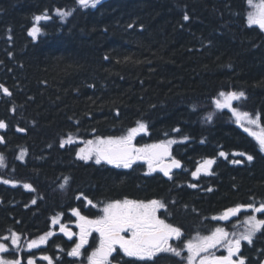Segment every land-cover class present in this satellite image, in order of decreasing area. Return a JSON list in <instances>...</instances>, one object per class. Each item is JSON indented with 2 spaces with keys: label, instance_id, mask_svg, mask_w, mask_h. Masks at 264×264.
I'll list each match as a JSON object with an SVG mask.
<instances>
[{
  "label": "trees",
  "instance_id": "obj_1",
  "mask_svg": "<svg viewBox=\"0 0 264 264\" xmlns=\"http://www.w3.org/2000/svg\"><path fill=\"white\" fill-rule=\"evenodd\" d=\"M57 9L71 15L61 19ZM251 10L247 0H100L88 8L77 0H0V84L11 93L0 89V121L6 124L0 128L6 167L0 240L18 234L24 257L31 240L51 231L34 254L71 264L64 253L74 240L56 233L57 224L73 220V208L93 216L90 205L125 198L161 201L160 218L183 233L169 241L182 255L138 260L117 249L114 264H186L187 240L217 227L229 239L245 231L251 209L227 221L213 218L238 204L264 202V151L231 109H217L214 100L221 91H243L232 106L259 114L264 127V29L248 25ZM38 15L49 19L39 22L42 31L33 39L29 30ZM138 121L147 131L137 135V144L177 141L170 149L181 168L171 178L77 156L86 141L125 135ZM69 135L73 143L62 147ZM22 152L25 161L19 162ZM205 159L215 160L210 172L192 178ZM5 179L31 185L30 191ZM6 244L3 257L12 259L17 250ZM241 244L246 264H259L264 231ZM211 252L227 250L218 245Z\"/></svg>",
  "mask_w": 264,
  "mask_h": 264
},
{
  "label": "snow or ice",
  "instance_id": "obj_2",
  "mask_svg": "<svg viewBox=\"0 0 264 264\" xmlns=\"http://www.w3.org/2000/svg\"><path fill=\"white\" fill-rule=\"evenodd\" d=\"M81 7H96L100 0H77ZM248 5L252 9L247 14V23L249 26L257 25L260 29H264V0H247ZM57 14L61 19L71 15L70 11L57 9ZM47 15H38L34 17L36 23L29 30V35L33 39L41 33L42 29L39 26L41 20H47ZM187 14L184 15V20H188ZM131 27V25H129ZM0 89L4 94L11 95L9 90L0 84ZM245 97L243 91L240 92H224L218 93L214 100L217 109H231L233 115L236 117V122L244 128L246 132L256 139L260 150L264 151V127L260 126V116L257 114L252 117L247 112H241L232 106L233 101L241 100ZM208 120L212 119L209 114ZM244 121L248 125H256L260 128L259 131H253L249 127H245ZM4 121H0V128H5ZM20 131H24L20 129ZM147 131V125L138 121L137 126L127 130V134L120 136H96L95 139L85 142V146L80 148L77 156L82 160H90L95 158L97 164L105 161L108 164H114L117 167L130 168L136 161H145L148 165L149 173L159 169L165 176L171 178V170L173 168H181V161L172 156L170 148L176 143L175 140H162L158 143L145 144L136 146L133 141L141 132ZM175 131H178L176 129ZM187 139V137H185ZM3 137H0V141ZM73 143L71 135L66 140L61 142L63 147L65 144ZM220 156L226 157V153L220 152ZM243 155V154H241ZM23 159V152L20 156ZM251 155L247 156L248 161H252ZM167 161V162H166ZM215 163L214 159H205L200 163L196 170L192 172L193 177H198L201 172H209L211 166ZM233 163H240L234 160ZM4 166V158L0 155V167ZM67 181V178H66ZM3 183H15L11 180H3ZM64 185H61L63 187ZM196 187L195 184L190 185ZM25 188H30L31 185H24ZM210 190V189H209ZM83 195V194H81ZM81 197L78 196L77 199ZM87 200V197H84ZM35 203V201H33ZM92 204L91 200L87 201ZM165 205L158 200L150 201H136L125 198L124 200H114L104 205L102 208V215L96 218H89L80 213L78 209L73 208L72 214L77 217V227L79 228L78 242L68 252L69 256L79 257L81 249L88 243V238L93 232L99 234L98 246L87 256V264H110L109 257L117 249L130 258L138 260L152 259L158 253H173L175 256L182 255V249L176 248L169 243L173 238L179 240L183 233L179 227L167 223L161 219L157 212L164 208ZM242 209H251L253 214L245 217V231L239 235L231 234L233 238L229 239V233L225 229L217 227L209 235H197L193 239L184 242L183 247L187 249L186 264H246L243 256H239L242 241L248 244L253 242V237L258 233L264 231V219H259L255 213L264 214V202L257 207L254 204H238L235 207L228 208L221 216L213 219L227 220L230 216H235L240 213ZM59 222L58 216L52 218V223ZM60 231L63 232L69 239L77 235L65 225H60ZM53 233L41 235L38 240H31L27 247L29 249L36 248L40 244L47 242V238ZM9 239L5 237L4 240ZM20 236L16 233L11 234V244L19 246ZM226 248L227 255L216 256L211 250L217 246ZM9 248L7 244L0 243V253H7ZM233 257H237L234 259ZM44 260L48 264H53L52 258L44 256ZM0 264H21L19 259H5L0 256ZM27 264H35L34 259L30 255Z\"/></svg>",
  "mask_w": 264,
  "mask_h": 264
},
{
  "label": "flooded vegetation",
  "instance_id": "obj_3",
  "mask_svg": "<svg viewBox=\"0 0 264 264\" xmlns=\"http://www.w3.org/2000/svg\"><path fill=\"white\" fill-rule=\"evenodd\" d=\"M136 146H138V145H136ZM139 147V146H138ZM171 151V150H170ZM171 154H172V151H171ZM173 156V155H172ZM18 161L19 162H24L25 161V159H18ZM167 162V161H166ZM136 167V166H141L142 167V169H143V171H144V173H146V174H153V172H151V173H149V171H148V166H147V163L145 162V161H136L133 165H132V167H130L129 169H131V168H133V167ZM197 166L198 165H196L195 166V169L197 168ZM175 169H179V168H173L172 170H171V172L173 173L174 172V170ZM159 170V169H158ZM5 171V168H3V166L2 167H0V182H2V176H3V172ZM161 172V171H160ZM202 173V172H201ZM192 178H195V177H193L192 176ZM17 181H15V183H16ZM28 185V184H27ZM14 186H21V188L23 187L22 185H18V184H14ZM22 189H24V191L26 190V191H30V188H25V187H23ZM127 199H129V200H133V199H131V198H127ZM150 200H156V199H153V198H140L139 200H136V201H145V202H147V201H150ZM86 203V202H85ZM84 204V203H83ZM79 208V207H78ZM77 207L75 208V209H78ZM80 209V208H79ZM78 209V210H79ZM72 210V209H71ZM70 210V211H71ZM71 213H72V211H71ZM223 213V212H222ZM222 213L221 214H219V216H221L222 215ZM159 214L161 215V209H159L158 210V212H157V215L159 216ZM73 217H74V219L73 220H75L77 217L76 216H74V215H72ZM218 216V217H219ZM91 217H94V215L93 216H91ZM160 217V216H159ZM233 218L234 217H237V214L235 215V216H232ZM220 220V219H219ZM221 221H224V220H221ZM65 225H66V227H68L70 230H71V232H73V233H76L77 235H74V236H72V240H74L73 241V245L71 246V248H70V251H71V249L75 246V244L78 242V233H79V228L77 227V226H75L74 224H68V223H66L65 222ZM203 226H208V222L207 223H205ZM99 241V236L97 235V233L96 232H93L90 236H89V238H88V243L84 246V248L83 249H81V255L79 256V257H71V256H69L68 255V252L66 251L64 254L66 255V257L67 258H69L70 260H72L71 261V264H77L79 261H81V262H85L86 263V260H87V256L98 246V242ZM47 254H49V253H47ZM47 254H46V256H47ZM50 255V254H49ZM50 257L52 258V259H55L52 255H50ZM15 258L16 259H19L20 257L18 256V254H16L15 255ZM237 258V257H236ZM235 258V259H236ZM24 263V261H22V263L21 264H23Z\"/></svg>",
  "mask_w": 264,
  "mask_h": 264
},
{
  "label": "rangeland",
  "instance_id": "obj_4",
  "mask_svg": "<svg viewBox=\"0 0 264 264\" xmlns=\"http://www.w3.org/2000/svg\"><path fill=\"white\" fill-rule=\"evenodd\" d=\"M256 126V125H255ZM257 127V126H256ZM260 130V128H258L257 127V131H259ZM104 206H100L99 208H96L97 210H99V212H98V216L99 215H102V208H103ZM69 224H74L75 226H77V223H76V221H71ZM29 249V248H28ZM28 258H29V256L26 258V264H27V260H28ZM33 259H34V261H35V264H36V262H37V257L36 256H34V257H32ZM42 261H43V259H41ZM38 263V262H37Z\"/></svg>",
  "mask_w": 264,
  "mask_h": 264
},
{
  "label": "water",
  "instance_id": "obj_5",
  "mask_svg": "<svg viewBox=\"0 0 264 264\" xmlns=\"http://www.w3.org/2000/svg\"><path fill=\"white\" fill-rule=\"evenodd\" d=\"M260 264H264V257L261 259Z\"/></svg>",
  "mask_w": 264,
  "mask_h": 264
}]
</instances>
